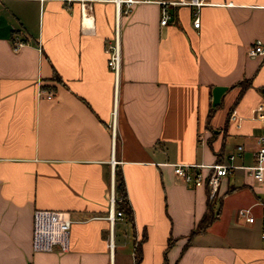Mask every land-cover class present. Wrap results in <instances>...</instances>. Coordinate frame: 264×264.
<instances>
[{"label":"crops","instance_id":"obj_1","mask_svg":"<svg viewBox=\"0 0 264 264\" xmlns=\"http://www.w3.org/2000/svg\"><path fill=\"white\" fill-rule=\"evenodd\" d=\"M207 1L199 27L191 5H167L166 25L157 2L122 12L116 83L114 0L91 3V25L79 2L0 0V264H264V184L233 170L211 193L217 218L190 237L208 187L174 169L226 163L240 144L234 164L252 165L264 128V55H248L264 42V0ZM18 32L29 45L15 51ZM116 167L134 219H117L111 250ZM36 209L71 213L69 251L35 253Z\"/></svg>","mask_w":264,"mask_h":264},{"label":"built area","instance_id":"obj_2","mask_svg":"<svg viewBox=\"0 0 264 264\" xmlns=\"http://www.w3.org/2000/svg\"><path fill=\"white\" fill-rule=\"evenodd\" d=\"M41 5H44L48 0H38ZM67 3L79 2L83 14L85 11L91 9V3L95 0H61ZM139 2H157L162 5V16L161 24L166 25L170 19L171 14L167 10V5H191L196 8L194 25L196 27L200 26V10L201 7L208 3L207 0H121L116 3V7L120 8L121 13H128L133 4ZM125 6V8H124ZM114 41L110 43L106 52L108 54V66L114 72L116 77V83L119 81L121 69H122V50L120 42V30H119V20L116 18V32H115ZM13 48L15 51H20L27 45L28 39L24 36L23 33H16L12 40ZM248 55L250 57H256L264 55V42L262 40H256L248 49ZM44 91L42 90V93ZM48 98H52L54 93L49 91L46 93ZM117 106V102H116ZM114 115L116 114V108ZM116 116V115H115ZM236 117V112L233 114V118ZM115 121L112 125L113 139L115 142ZM245 152V146L243 144L238 145L235 150L228 154V161L226 163H213L209 165L205 164H174V169L176 175L182 178L186 184L190 186H198L206 184L209 186V189L212 194H215L218 191L221 181L227 177L230 173L233 172L236 168H244L247 173L254 178V180L262 185L264 184V128L263 132L258 137V149L255 153V163L252 165H242L237 166L234 162L237 159H243ZM116 161L113 160V164ZM204 169H207V175L205 174ZM116 195L114 190H111L110 193V207L109 212L106 216L110 222L111 233H110V249L114 248L113 240V229L114 224L117 219H122L125 214L122 211L116 209ZM261 209L264 217V200L260 202ZM240 217H244L248 222H254L256 217L251 208H242L239 210ZM74 220L69 211L66 210H57V209H36L34 211V224H33V236H32V247L36 252H51L58 250L60 252H67L71 248V229ZM261 237L264 241V226L261 233Z\"/></svg>","mask_w":264,"mask_h":264},{"label":"trees","instance_id":"obj_3","mask_svg":"<svg viewBox=\"0 0 264 264\" xmlns=\"http://www.w3.org/2000/svg\"><path fill=\"white\" fill-rule=\"evenodd\" d=\"M56 79H58V74H55ZM245 87V86H244ZM116 183H115V195H116V209L119 211L124 212L125 215L129 218L130 221L133 222L134 215H133V209L130 205L128 195H127V189L125 184V179L123 172L121 168L116 167ZM208 187V193H209V211L203 216L198 226L193 230L190 234V237H193L197 234H201L207 231L210 224L217 218L218 214L214 210L213 206V196L211 194V191ZM142 259V249L139 246L136 256V261L139 263Z\"/></svg>","mask_w":264,"mask_h":264},{"label":"bare ground","instance_id":"obj_4","mask_svg":"<svg viewBox=\"0 0 264 264\" xmlns=\"http://www.w3.org/2000/svg\"><path fill=\"white\" fill-rule=\"evenodd\" d=\"M115 1V0H114ZM117 2H120L121 0H116ZM88 10L85 11V17L84 20L86 21V25L93 24V16L87 13ZM117 20H120V8L117 7V13H116Z\"/></svg>","mask_w":264,"mask_h":264}]
</instances>
